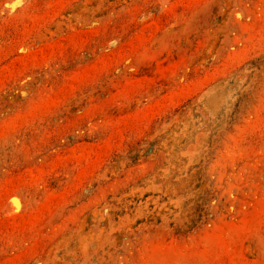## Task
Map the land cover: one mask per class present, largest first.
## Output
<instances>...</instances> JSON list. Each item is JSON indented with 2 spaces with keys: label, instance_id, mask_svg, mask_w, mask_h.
<instances>
[{
  "label": "rangeland",
  "instance_id": "1",
  "mask_svg": "<svg viewBox=\"0 0 264 264\" xmlns=\"http://www.w3.org/2000/svg\"><path fill=\"white\" fill-rule=\"evenodd\" d=\"M0 264H264V0H0Z\"/></svg>",
  "mask_w": 264,
  "mask_h": 264
}]
</instances>
